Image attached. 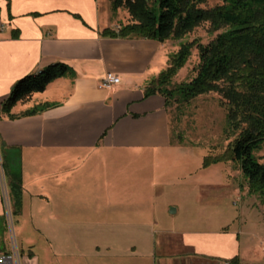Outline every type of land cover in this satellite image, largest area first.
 <instances>
[{"label": "crops", "instance_id": "1", "mask_svg": "<svg viewBox=\"0 0 264 264\" xmlns=\"http://www.w3.org/2000/svg\"><path fill=\"white\" fill-rule=\"evenodd\" d=\"M111 8L110 0H0V143L21 155L17 231L47 245L42 259L30 249L22 263L257 264L240 243L237 207L217 218L186 212L227 166L199 173L201 156L174 143L165 98L145 96L165 70L157 65L163 46L103 37L121 26ZM57 63L75 75L19 102L11 110L18 118H8L2 105L14 84ZM109 73L120 83L101 89ZM226 177L237 193L238 174ZM2 182L0 175V243Z\"/></svg>", "mask_w": 264, "mask_h": 264}, {"label": "trees", "instance_id": "2", "mask_svg": "<svg viewBox=\"0 0 264 264\" xmlns=\"http://www.w3.org/2000/svg\"><path fill=\"white\" fill-rule=\"evenodd\" d=\"M211 0H110L113 12L128 11L131 22L118 30L105 29L103 37L113 39H146L165 43L179 41L203 23H209L217 35L207 45L182 43L179 51L169 55L167 68L151 80L145 96L161 95L169 108L178 96L179 102L210 93L220 94L228 104L225 140H231L225 152L207 156L203 168L220 163L238 165L250 194L264 198V0H221L222 4L208 8ZM194 47L199 51L195 78L189 83L174 85L177 71L188 61ZM75 75L66 64L48 66L26 76L12 87L2 112L10 119L11 110L34 94L43 93L54 81ZM43 105L19 117L33 116L52 108ZM0 157L9 196L17 216L22 204L21 155L0 143ZM239 264V258L232 260Z\"/></svg>", "mask_w": 264, "mask_h": 264}, {"label": "rangeland", "instance_id": "3", "mask_svg": "<svg viewBox=\"0 0 264 264\" xmlns=\"http://www.w3.org/2000/svg\"><path fill=\"white\" fill-rule=\"evenodd\" d=\"M221 4V0H211L208 2L207 7L212 8ZM110 12L111 16L118 20L116 22L117 25H126L131 22L130 15L125 9L113 12L111 8ZM223 31L213 33L211 32L210 24L203 23L182 40H169L165 43L159 42L163 48L157 60L158 67H165L166 69L169 55L177 53L182 43L196 42L207 45ZM165 58L167 60L164 62ZM199 61L198 48L194 47L186 64L177 71L173 79V84L177 85L192 81L197 74ZM168 110L170 113V128L174 143H184L185 145L192 146L199 156H201V161L207 156L223 154L229 142L233 140H225L224 130L227 124L228 104L218 93L200 96L187 104L179 102L178 96H175L171 99ZM260 156L264 158V150ZM228 163H225V168L227 166L226 170L216 172L217 174H215V180L219 182L214 183V185L210 184L201 187L200 200L191 201L188 204L186 212L191 214L201 213L207 218H217L225 206L237 207L234 210L238 214L240 243H242L245 252L252 261H255L257 264H264V198L257 194H250L248 185L238 165L232 162ZM204 169L206 168L201 169L199 173L203 172ZM235 172L239 177L237 193L234 189L235 179H233L234 182L231 187L230 178L226 177V175L234 176ZM5 187H7V194L9 195L7 182ZM7 207L10 224L8 219H6L3 225L4 237L1 240L2 243H0L1 252H12L13 238H15L21 256L23 254L27 255L29 250L32 249L34 254L42 259L45 254L44 249L47 246L45 245L46 241L43 236L30 234L29 231L18 233V220L12 215L13 209L10 198L7 201ZM172 209L176 208H170L168 211L169 214H171ZM172 218L174 217L172 216ZM200 219L202 218L200 217ZM11 228L14 229L12 233ZM31 241L34 242L33 246L28 245ZM157 243L159 244L158 240Z\"/></svg>", "mask_w": 264, "mask_h": 264}, {"label": "built area", "instance_id": "4", "mask_svg": "<svg viewBox=\"0 0 264 264\" xmlns=\"http://www.w3.org/2000/svg\"><path fill=\"white\" fill-rule=\"evenodd\" d=\"M120 83V79L118 76L114 74H106V76L102 79L100 83V88L101 89H111L113 86L117 85ZM0 175L2 176V188H3V195H4V202L6 204V211H7V219L9 221V211L7 207V201L9 200V195L7 194V187L6 186V178L4 174V170L2 168V161L0 157ZM11 226V225H10ZM12 229V228H11ZM14 229H12L11 233L13 232ZM13 251L9 253H0V264H23L22 263V256L20 255V252L17 248L15 238H13Z\"/></svg>", "mask_w": 264, "mask_h": 264}, {"label": "water", "instance_id": "5", "mask_svg": "<svg viewBox=\"0 0 264 264\" xmlns=\"http://www.w3.org/2000/svg\"><path fill=\"white\" fill-rule=\"evenodd\" d=\"M171 212H174V210H172Z\"/></svg>", "mask_w": 264, "mask_h": 264}]
</instances>
